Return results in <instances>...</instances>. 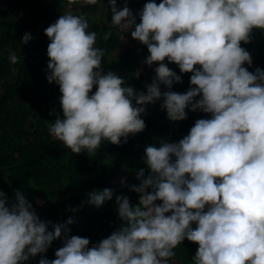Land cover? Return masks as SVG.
<instances>
[{"label": "clouds", "instance_id": "9594fccd", "mask_svg": "<svg viewBox=\"0 0 264 264\" xmlns=\"http://www.w3.org/2000/svg\"><path fill=\"white\" fill-rule=\"evenodd\" d=\"M76 2L67 0L68 7ZM108 5L111 25L147 45L145 62L157 65L152 82L137 91L105 72L97 33L83 16L64 12L44 29L47 80L59 85L62 109L50 134L72 153H94L103 141L120 144L142 131L149 102L162 99L173 121L186 119L189 108L210 115L178 141L146 146L147 172L141 168L140 183L130 186L138 202L117 195L123 223L92 246L88 237L68 234L72 217L43 220L23 191L9 202L0 190V264H24L61 237L55 258L41 256L38 264H174L170 258L185 238L198 242L193 264H264V68L245 66L253 61L241 44L254 28L264 29V0H146L139 21L126 2ZM31 38L25 32L21 44ZM18 59L9 54L13 64ZM165 61L192 73L186 91L172 90L182 76ZM112 197L105 187L90 192L88 203Z\"/></svg>", "mask_w": 264, "mask_h": 264}, {"label": "trees", "instance_id": "16d2710c", "mask_svg": "<svg viewBox=\"0 0 264 264\" xmlns=\"http://www.w3.org/2000/svg\"><path fill=\"white\" fill-rule=\"evenodd\" d=\"M13 1V7L0 2V190L12 202L15 190L20 189L34 208L35 198L41 197L54 214L53 223H64L72 217L74 222L68 225L71 230L68 234L88 237L89 246H92L123 223L117 212V195H127L133 203L138 202L139 193L130 186L140 183L137 173L141 168L147 172L143 160L146 146L159 144L162 140L178 141L196 119L210 114L189 108L186 119L173 121L162 107V99L149 102L141 114L146 127L135 136L129 134L126 141L122 137L120 144L103 141L94 153H72L49 132V125L61 115L62 109L59 85L47 80L50 40L44 29L69 8L79 5V0L72 7H68L67 0ZM121 1L117 0V4ZM125 1L132 4L146 2ZM100 8L111 13L108 0H97L96 4L74 14L87 19L88 30L97 33L95 46L105 50L104 71H114L124 77L126 85L146 91L157 66L145 62L147 45L137 40V47L125 48L123 37L128 32L121 33L111 22L95 19L92 13ZM136 18L139 21V16ZM25 32H31L32 38L21 44ZM107 32L111 35L106 40L104 34ZM241 44L252 58L256 57L253 66L247 62L245 66L253 72L257 67L264 68V29L254 28L250 41ZM12 51L19 57L15 64L9 60ZM165 62L182 76L180 82L173 83L172 90L186 91L191 86L192 73H182L175 62ZM160 87L162 91L168 90L166 85ZM105 187L113 190L111 200L100 206L88 203L90 192ZM48 227L51 230L52 224ZM61 246L62 237L55 239L46 253H39L24 264H38L41 256L54 259L56 249ZM197 248L198 242L185 238L176 246L175 256L170 260L174 264H193L192 257Z\"/></svg>", "mask_w": 264, "mask_h": 264}, {"label": "rangeland", "instance_id": "374dc122", "mask_svg": "<svg viewBox=\"0 0 264 264\" xmlns=\"http://www.w3.org/2000/svg\"><path fill=\"white\" fill-rule=\"evenodd\" d=\"M0 2L3 4H6L9 7H13V5L15 3L13 0H0ZM125 2L132 9L133 13L136 16H139V11L142 9L143 5L146 3V2H143V3L140 2V3L132 4V3H129L128 1L123 0L119 3L118 6L123 7ZM157 3H159V1H157ZM88 6L89 5H84L81 7V5L79 4V5H76L74 8H69L67 11L77 13V12H80L82 9L87 8ZM107 10L108 9L102 10V8H100L92 14H93L95 19H98V21L104 20V21L110 22L111 17H112V13H109ZM123 46L125 48L129 47V46L137 47V39H135L131 36V30H129L127 35H125L123 37ZM255 60H256V57L254 56L252 58L253 62L250 66L254 65ZM131 135L135 136L136 134H131ZM34 206H35V209L37 211V214L40 217L47 218L48 220H51V221H52V219H54V214L50 213V211H49L48 203L46 201H44L41 197L37 196L35 198ZM62 217L63 216L59 217V219H62Z\"/></svg>", "mask_w": 264, "mask_h": 264}]
</instances>
